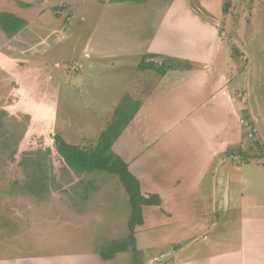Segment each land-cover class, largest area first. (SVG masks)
<instances>
[{"label":"rangeland","instance_id":"obj_1","mask_svg":"<svg viewBox=\"0 0 264 264\" xmlns=\"http://www.w3.org/2000/svg\"><path fill=\"white\" fill-rule=\"evenodd\" d=\"M23 1L36 2L0 0V12H15L31 26L13 35L26 43L15 46L0 25V253L12 249L10 253L15 254L19 248L45 255L100 252L108 242L128 235V194L115 174L68 168L56 152L52 136L60 134L68 143L92 146L123 97L138 95V51L146 48V38L159 20L165 0L138 4L132 0H46L40 2L41 8ZM202 1L211 6L208 19L213 14L222 17L218 32L227 34V44L221 43L229 55L227 70L239 76V93L251 95L246 104H252L255 115L251 112L244 118H249L251 131L257 130L249 131L253 137L248 133L243 151L259 154L264 152L263 1L219 0L227 10L222 13L218 0ZM60 5L66 7L56 13ZM124 132L111 151L123 152L119 155L127 161L145 141H138V134ZM174 150L186 152L184 146ZM243 164L238 167L244 169ZM224 167L233 176L237 174L231 161ZM249 169L247 174L246 169L240 172L252 177L256 186L245 190V198L249 205L264 204V164L253 160ZM194 175L187 174L189 178ZM210 177L205 176L198 191H185L182 196L181 207L189 214L186 221L174 212L169 214L167 204L144 207V226L134 228L136 251L119 253L130 264H151L147 253L154 254L160 245L171 251L168 241L186 239L177 235L180 230L195 238L193 245L207 242L211 235L226 237L231 232L225 224L226 213L211 214V192L206 188ZM238 190L236 185L232 189L236 198ZM246 208L249 212L248 205ZM204 214H209V224L217 217L215 230L194 233L195 219ZM228 214L233 216L235 211ZM224 241L212 240L211 247L223 246Z\"/></svg>","mask_w":264,"mask_h":264},{"label":"crops","instance_id":"obj_2","mask_svg":"<svg viewBox=\"0 0 264 264\" xmlns=\"http://www.w3.org/2000/svg\"><path fill=\"white\" fill-rule=\"evenodd\" d=\"M35 1L32 4L41 8L40 2L46 0ZM164 2L166 5L162 14L146 38V48L138 51L140 62L163 64L164 73L160 74L151 68L139 69L138 61V79L135 82L138 95L135 92L134 97L128 96L140 104L133 119L121 131L131 136L138 134V141L145 142L138 149V154L127 161L120 157L123 152L114 153L127 163L129 171L138 179L142 194H158L160 205L171 206V210L167 207L169 214L174 212L182 221L189 218V214L184 213L181 207L185 191H198L205 176L211 174V180L206 185L211 192V214L215 215L218 211L226 213L229 219L225 224L230 225L231 232H227L223 238L211 235L207 242L193 245L195 238L186 235L185 230H180L177 235L185 236L184 241H168L171 251L160 245L154 254L147 253V262L264 264V204L256 202L249 205L245 198V190L251 186L255 189L256 186V181L246 175L247 170L253 160L264 164V152L243 151L250 128L240 119L252 112V104L243 103L238 95L247 94V101L251 95L239 93V76L227 70L229 55L221 43L227 44L228 39L222 38V31L218 32L222 17L213 14L210 15L213 18L208 19L211 6L202 0L197 4L194 0ZM22 3L32 5L28 1ZM223 3L218 0L221 13L224 12ZM11 13L19 16L15 12ZM21 18L26 20L24 29L30 30L27 19ZM14 37H10L12 41ZM18 44L26 45L15 40L14 45ZM252 114L255 115L254 112ZM249 134L253 137L252 133ZM186 135H189L187 141ZM178 139L181 142L178 143ZM182 146L186 152H175L174 149ZM233 148L239 152L233 151ZM115 150L118 149L115 147ZM228 161H231L232 169L237 172L235 176L228 167H224ZM242 161L246 174L240 172L244 169L238 167ZM249 170L248 173L253 174ZM190 173L195 175L189 178L187 174ZM235 185L240 190L237 198L232 192ZM146 206L154 205H144L142 209ZM229 211H235V214L229 215ZM142 217L145 222L146 214L142 213ZM208 217L209 214H204L203 218L195 219L197 229L194 233L200 230L209 234L215 230L217 217L212 219V224L207 223ZM142 226L140 224L136 228ZM212 240L225 241L223 246L211 247ZM10 252L12 249L0 253V264H130V260L122 255L124 253L119 252L109 260L103 259L99 251H64L45 255L19 248L14 251L15 254Z\"/></svg>","mask_w":264,"mask_h":264},{"label":"trees","instance_id":"obj_3","mask_svg":"<svg viewBox=\"0 0 264 264\" xmlns=\"http://www.w3.org/2000/svg\"><path fill=\"white\" fill-rule=\"evenodd\" d=\"M129 1V0H115ZM139 2L141 0H132ZM263 4H264V0ZM226 12V8L224 7ZM0 25L2 30L9 36H13L26 25V20L10 12H0ZM139 69L151 68L158 73H164L163 64H145L141 61ZM139 102L124 96L117 104L111 121L107 128L100 132L94 145L85 147L68 143L60 134H53V145L68 168L87 170H104L118 176L126 190L130 203V217L128 224V235L120 240H112L100 249V256L109 260L121 251H136L135 226L143 222L142 206L160 205L161 199L158 194L145 196L140 190L138 179L129 171L128 165L119 156L111 151L113 142L118 138L121 131L128 125L138 111Z\"/></svg>","mask_w":264,"mask_h":264},{"label":"built area","instance_id":"obj_4","mask_svg":"<svg viewBox=\"0 0 264 264\" xmlns=\"http://www.w3.org/2000/svg\"><path fill=\"white\" fill-rule=\"evenodd\" d=\"M66 7V5H60V6H58V10L56 11V13H60L61 11H62V9L63 8H65ZM221 36H222V38H226L227 37V34H226V32H224V31H222L221 32ZM241 100L240 101H242L243 103H246L247 102V100H248V96H247V94H242L241 96ZM240 122L241 123H244V124H250L249 123V118L248 119H246V118H244V117H242L241 119H240ZM256 129V128H255ZM255 129H253L252 131H251V129H250V131L251 132H254V131H256ZM263 151H264V142H263Z\"/></svg>","mask_w":264,"mask_h":264}]
</instances>
